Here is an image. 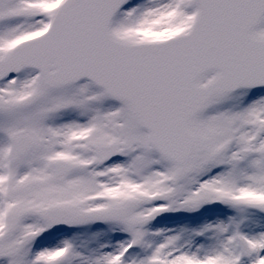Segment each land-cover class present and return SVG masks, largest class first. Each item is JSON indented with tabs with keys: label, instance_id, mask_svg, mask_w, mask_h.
<instances>
[{
	"label": "snow or ice",
	"instance_id": "6c2138e0",
	"mask_svg": "<svg viewBox=\"0 0 264 264\" xmlns=\"http://www.w3.org/2000/svg\"><path fill=\"white\" fill-rule=\"evenodd\" d=\"M0 264H264V0H0Z\"/></svg>",
	"mask_w": 264,
	"mask_h": 264
}]
</instances>
